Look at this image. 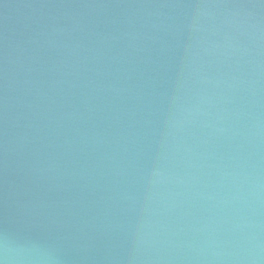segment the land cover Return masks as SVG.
<instances>
[{"label": "water", "instance_id": "95a60500", "mask_svg": "<svg viewBox=\"0 0 264 264\" xmlns=\"http://www.w3.org/2000/svg\"><path fill=\"white\" fill-rule=\"evenodd\" d=\"M0 264H264V0H0Z\"/></svg>", "mask_w": 264, "mask_h": 264}]
</instances>
